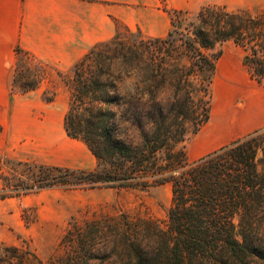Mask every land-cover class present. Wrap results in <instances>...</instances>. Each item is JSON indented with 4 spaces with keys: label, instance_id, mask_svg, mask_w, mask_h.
<instances>
[{
    "label": "trees",
    "instance_id": "trees-1",
    "mask_svg": "<svg viewBox=\"0 0 264 264\" xmlns=\"http://www.w3.org/2000/svg\"><path fill=\"white\" fill-rule=\"evenodd\" d=\"M197 14L199 24L191 22L189 13L172 10L171 28L163 39H142L138 45L126 47L116 35L93 46L75 66L64 126L69 138L86 144L97 168L88 171L25 164L28 183L19 180L10 185L3 179L0 200L54 187L148 190L168 185L172 203L165 228L144 223L159 233L161 246L147 256L132 241L140 227L127 225L124 236L132 252L130 264H250L255 257L264 258L259 244L264 229V127L194 161L183 148L192 117L201 115L193 134L209 120L208 87L216 64L204 50L233 42L245 51L243 64L250 76L264 85V12L253 16L207 5ZM19 54L31 57L17 49ZM120 56L145 61L157 83L161 78L170 80L177 89L176 102L166 108L153 104L142 111L136 100L110 94L108 89L115 85L102 83L101 76L109 62ZM199 81L206 86L199 90L207 98L202 109L194 100ZM118 118L140 129L143 140L135 147L121 137ZM145 120L153 122L147 133ZM94 236V232L68 231L64 240L76 245V251L50 264H89L86 250ZM4 250L10 254L5 264L27 263V253L21 249Z\"/></svg>",
    "mask_w": 264,
    "mask_h": 264
},
{
    "label": "rangeland",
    "instance_id": "rangeland-1",
    "mask_svg": "<svg viewBox=\"0 0 264 264\" xmlns=\"http://www.w3.org/2000/svg\"><path fill=\"white\" fill-rule=\"evenodd\" d=\"M207 5L225 6L229 10L243 11L253 16L264 12V0H204L202 5H198V0H158L159 11L145 12L143 16L134 15V7L125 6L129 23L114 17V37L118 35L126 47L138 45L142 39L155 38L154 34L159 35L157 38H166L171 28L172 10L187 12L192 19L201 7ZM204 53L215 61L216 70L208 87L211 97L208 122L196 134L191 131L201 115L199 120L192 117V122L187 124L189 133L183 148L190 161L254 132L257 128L251 123L247 97L256 91L264 93V85L254 80L243 64L245 51L242 48L233 42H226L206 49ZM17 56L13 92L17 95L33 92L29 101L18 103V116L31 107L32 117L18 119V123L20 126L25 124L31 131L27 133L29 139L24 148H19L10 157L0 155V195L4 191L3 179H7L10 185H16L19 180L28 183L25 164L83 168L88 171L95 170L98 164L82 140L67 136L64 126L71 99L70 83L75 66L83 55L77 63L63 69L32 56ZM184 63L187 64V61ZM205 87L203 81L195 86V91H198L194 93L195 104L201 109L207 98L199 90L203 91ZM231 111H237L233 121L228 119ZM18 195L0 200V264L7 263L10 257L4 247H16L26 252V264H39L34 257L44 264L67 258L76 251V245L64 240L68 231L96 234L104 228L125 235L127 225L141 228L145 222L165 228L172 203V192L168 185L148 190H66L54 187ZM262 233L259 244L264 250V229ZM92 241L90 239L91 247L86 250L89 264H130L132 252L129 247L118 256L117 261H110L107 255L96 252ZM250 264H264V258L255 257Z\"/></svg>",
    "mask_w": 264,
    "mask_h": 264
},
{
    "label": "crops",
    "instance_id": "crops-1",
    "mask_svg": "<svg viewBox=\"0 0 264 264\" xmlns=\"http://www.w3.org/2000/svg\"><path fill=\"white\" fill-rule=\"evenodd\" d=\"M125 6L134 7L137 16L159 11L158 0H0V155L13 156L29 139L30 128L18 119H30L33 110L18 116V103L29 101L33 92H13L17 49L63 69L114 37V17L129 23ZM247 106L255 130L263 128L264 93L249 95ZM236 113L231 111L228 119L233 121Z\"/></svg>",
    "mask_w": 264,
    "mask_h": 264
},
{
    "label": "clouds",
    "instance_id": "clouds-1",
    "mask_svg": "<svg viewBox=\"0 0 264 264\" xmlns=\"http://www.w3.org/2000/svg\"><path fill=\"white\" fill-rule=\"evenodd\" d=\"M203 3L204 0H198V5ZM191 22L195 24L201 22L198 14L193 15ZM101 82L114 84L115 89H108L110 94L136 100L142 111H147L153 104L166 108L176 102L178 95L176 87L170 80L161 78V82L157 83L149 66L142 59H127L123 56L113 58L101 76ZM117 122L120 135L127 136L130 145L135 147L137 140H143L140 129L132 122H121L119 118ZM152 126L153 122L145 120L144 131L147 133ZM132 241L147 256L156 253L162 243L159 233L146 226L137 230ZM92 243L96 252L107 255L110 261H117L118 256L124 254L128 248L123 233L104 228L97 231Z\"/></svg>",
    "mask_w": 264,
    "mask_h": 264
},
{
    "label": "bare ground",
    "instance_id": "bare-ground-1",
    "mask_svg": "<svg viewBox=\"0 0 264 264\" xmlns=\"http://www.w3.org/2000/svg\"><path fill=\"white\" fill-rule=\"evenodd\" d=\"M236 112H237V111H236ZM234 113H235V112H234ZM234 113H233V114H234ZM232 119H233V118H232Z\"/></svg>",
    "mask_w": 264,
    "mask_h": 264
}]
</instances>
